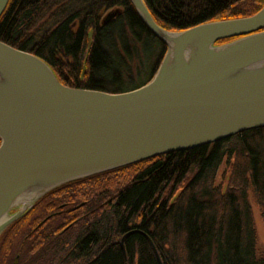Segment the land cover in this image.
Returning a JSON list of instances; mask_svg holds the SVG:
<instances>
[{
	"label": "trees",
	"instance_id": "trees-1",
	"mask_svg": "<svg viewBox=\"0 0 264 264\" xmlns=\"http://www.w3.org/2000/svg\"><path fill=\"white\" fill-rule=\"evenodd\" d=\"M143 1L154 20L169 30L248 16L264 4ZM0 40L44 59L68 86L108 92L147 82L166 48L129 0H8L0 15ZM222 163L229 169L227 176L226 171L221 174L226 184L215 181ZM250 197L264 224V126L52 189L33 205L52 210L27 229V261L264 264ZM33 208L6 231L25 229ZM130 230L134 232L125 236L122 247L120 239Z\"/></svg>",
	"mask_w": 264,
	"mask_h": 264
},
{
	"label": "water",
	"instance_id": "water-1",
	"mask_svg": "<svg viewBox=\"0 0 264 264\" xmlns=\"http://www.w3.org/2000/svg\"><path fill=\"white\" fill-rule=\"evenodd\" d=\"M129 1L166 46L130 90L68 86L44 59L0 40V234L64 183L264 126V4L169 30L143 0Z\"/></svg>",
	"mask_w": 264,
	"mask_h": 264
},
{
	"label": "rangeland",
	"instance_id": "rangeland-1",
	"mask_svg": "<svg viewBox=\"0 0 264 264\" xmlns=\"http://www.w3.org/2000/svg\"><path fill=\"white\" fill-rule=\"evenodd\" d=\"M226 171V176L228 175L229 169L226 168V164L222 163L221 166L218 169L217 175H216V183H224L226 184V179H223L221 174ZM250 201H251V197H250ZM251 205H252V213H253V219L255 222V228H256V232H257V247H258V252L261 254H264V224L263 221L261 219L260 213L257 210V208L254 206V203L251 201ZM46 205L45 204H41L36 206L35 208H33V212H32V219H30V224L27 223L25 227V229L23 228H13L9 231H7V234H4L3 239H5L6 241H4V248L1 250V254H0V261L6 260L8 259L7 257H10L11 255H13L15 253V251H17L18 246L20 241L23 239V235L27 232V229L29 231V229H33L34 224L37 222L38 216H42L43 214L49 212V210H52V207H48V209H46ZM31 229V230H32ZM16 232L18 231V234H16L13 237V242L10 241V232ZM12 236V235H11ZM10 241V242H8ZM8 242V243H7ZM22 251H24L21 256V262L24 264L26 262V259L28 260V258L31 256V253L26 251V247L25 244H23V247L21 249ZM4 251V253H2ZM21 251V252H22ZM10 254V256H9ZM4 255V256H3ZM7 255V256H6Z\"/></svg>",
	"mask_w": 264,
	"mask_h": 264
},
{
	"label": "flooded vegetation",
	"instance_id": "flooded-vegetation-1",
	"mask_svg": "<svg viewBox=\"0 0 264 264\" xmlns=\"http://www.w3.org/2000/svg\"><path fill=\"white\" fill-rule=\"evenodd\" d=\"M34 205V204H33ZM33 205H31L29 208H28V211L30 210V209H32L33 208ZM61 206H63V207H65V203H62V205ZM46 216H48V215H46ZM4 234H7V231H6V229H4L3 231H2V233L0 234V254H1V250L4 248V241H6L5 239H3V236H4ZM16 234H18V231H16V232H10V241L11 242H13L12 240H13V237L16 235ZM12 235V236H11ZM29 235V233L27 232V233H25L24 235H23V239L20 241V243H19V246H18V250L17 251H15V253L13 254V255H11L10 256V254H9V256L10 257H7L8 259H6V260H3V261H0V264H23L22 262H21V256L23 255L22 253L24 252V251H22L21 249H22V247H23V244H24V242H25V237L26 236H28ZM10 241H8V242H10ZM7 242V243H8ZM22 251V252H21ZM2 253H4V251L2 252ZM4 256V255H3ZM7 256V255H6ZM24 264H28V261H27V259H26V262L24 263Z\"/></svg>",
	"mask_w": 264,
	"mask_h": 264
}]
</instances>
